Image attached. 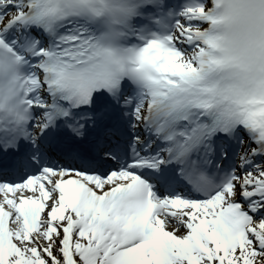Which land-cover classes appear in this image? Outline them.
Instances as JSON below:
<instances>
[{
  "label": "snow or ice",
  "instance_id": "1",
  "mask_svg": "<svg viewBox=\"0 0 264 264\" xmlns=\"http://www.w3.org/2000/svg\"><path fill=\"white\" fill-rule=\"evenodd\" d=\"M0 264H264V0H0Z\"/></svg>",
  "mask_w": 264,
  "mask_h": 264
}]
</instances>
